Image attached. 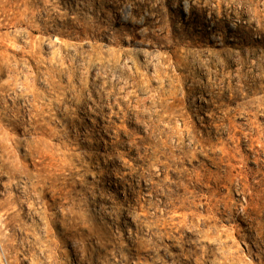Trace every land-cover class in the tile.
Listing matches in <instances>:
<instances>
[{
    "label": "rangeland",
    "instance_id": "374dc122",
    "mask_svg": "<svg viewBox=\"0 0 264 264\" xmlns=\"http://www.w3.org/2000/svg\"><path fill=\"white\" fill-rule=\"evenodd\" d=\"M0 264H264V0H0Z\"/></svg>",
    "mask_w": 264,
    "mask_h": 264
}]
</instances>
